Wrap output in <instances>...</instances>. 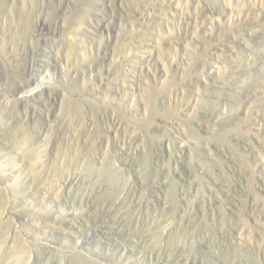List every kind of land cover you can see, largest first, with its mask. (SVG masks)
<instances>
[{"label":"rangeland","instance_id":"rangeland-1","mask_svg":"<svg viewBox=\"0 0 264 264\" xmlns=\"http://www.w3.org/2000/svg\"><path fill=\"white\" fill-rule=\"evenodd\" d=\"M246 2L0 0V264H24L14 224L40 237L30 264H264V0ZM102 220L119 234L86 233Z\"/></svg>","mask_w":264,"mask_h":264},{"label":"bare ground","instance_id":"bare-ground-1","mask_svg":"<svg viewBox=\"0 0 264 264\" xmlns=\"http://www.w3.org/2000/svg\"><path fill=\"white\" fill-rule=\"evenodd\" d=\"M237 1H240V2H243L242 4H239V6H236L237 9H238V12L242 13L244 11H251L252 9L250 7H252V4H247V2L245 3V0H237ZM224 3V2H223ZM226 3V2H225ZM121 5V4H120ZM146 7H143V9H139V7H125L124 10L127 12V14L129 16H135V17H144L145 14L144 12L146 11L145 10ZM255 8V7H254ZM261 11V10H260ZM147 12V11H146ZM221 12V11H220ZM201 15V14H200ZM206 15V14H205ZM196 16V15H195ZM201 18V17H200ZM90 20V19H89ZM90 25V24H89ZM92 25V24H91ZM99 30V29H98ZM136 30V29H135ZM223 38V37H222ZM161 45V44H160ZM186 45V44H185ZM42 46V45H41ZM217 49V48H216ZM37 52V51H36ZM39 53V52H38ZM39 55L42 57H44V55H42V53H39ZM220 56V55H219ZM37 58V57H36ZM33 67V66H32ZM35 68L37 71H44L45 68H48V64L46 63V60L45 59H42L41 62H37V64L35 65ZM141 71V70H140ZM35 73V72H34ZM192 80V79H191ZM194 85L195 87L198 88V83L197 82H194ZM264 84V81H260V85H263ZM183 85V84H182ZM14 86H15V90H13V94H19V95H22L23 97L25 98H31L30 96L34 95V88H35V81L32 79L30 80V78H23V79H20V82H14ZM214 89L216 88L215 86H213ZM212 87V88H213ZM186 88V87H185ZM196 88V89H197ZM211 88V87H210ZM186 90V89H185ZM190 91V90H189ZM197 91V90H196ZM177 92V91H176ZM198 92V91H197ZM183 93V92H182ZM12 94V95H13ZM14 94V95H15ZM171 94V93H170ZM186 96V95H185ZM16 97V96H14ZM34 97V96H33ZM11 98V96H10ZM184 98V97H183ZM12 99V98H11ZM15 99V98H14ZM13 99V102H15ZM16 100V99H15ZM18 100V99H17ZM20 100V98H19ZM19 103V101H17ZM25 104V103H24ZM27 104V102H26ZM28 106L25 108L27 109L26 111H32V106H30V102L27 104ZM26 113V112H24ZM28 114V113H26ZM25 114V115H26ZM80 115V114H79ZM168 117V116H167ZM264 119V118H263ZM39 125V124H38ZM170 125H174V121L172 120H168V119H163L161 122H159L158 126L161 127V128H164V127H167V126H170ZM203 128L206 129V130H210V129H213L211 125H203ZM26 137V136H25ZM124 142V141H123ZM250 142H252V144H255L254 141L252 139H250ZM92 143V142H91ZM120 150V149H119ZM85 157V156H84ZM81 158V157H80ZM86 160L89 158H85ZM119 164V162H118ZM120 165V164H119ZM122 169H125V167H122ZM44 187V186H43ZM53 189V188H52ZM34 192V191H33ZM8 204V203H7ZM5 213H6V220L11 222L14 221V217H12V214L14 213V208L12 206H6L5 207ZM4 211H3V214H5ZM37 221V220H36ZM34 221L37 226L39 227L40 226V222H36ZM45 222V221H44ZM102 225H99V224H95L93 226H89L87 229H86V233H90L92 229H94L96 232H101L103 230V227H107L109 228L108 231H105L107 232L110 236H114L116 233L119 234V232L115 229V228H112L111 226H109V221H106V220H102ZM50 224V223H49ZM58 224V223H57ZM13 226V225H12ZM55 227V225H53ZM53 226H49L51 227V229H53ZM57 227H60V226H57ZM56 227V228H57ZM61 227H64V226H61ZM40 228V227H39ZM12 229V227H11ZM13 232H15V234L19 235L20 237V240H19V243H18V252L19 253V257H21V260H23L24 264H30L32 258L34 257L35 255V251L37 249V246L39 244H41V241H40V237H37V238H30L27 234H23L22 231H20L18 229V225L14 224V228H13ZM14 233H12L13 235ZM14 234V235H15ZM9 235V234H8ZM12 237V236H11ZM15 237V236H13ZM17 238H15V241L18 240V236H16ZM41 237H44V235H42ZM13 239V238H12ZM17 239V240H16Z\"/></svg>","mask_w":264,"mask_h":264}]
</instances>
